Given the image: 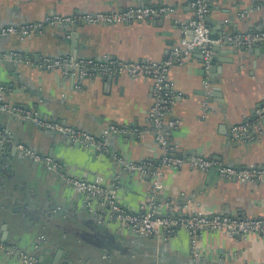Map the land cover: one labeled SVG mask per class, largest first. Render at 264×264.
Instances as JSON below:
<instances>
[{
    "label": "crops",
    "instance_id": "obj_1",
    "mask_svg": "<svg viewBox=\"0 0 264 264\" xmlns=\"http://www.w3.org/2000/svg\"><path fill=\"white\" fill-rule=\"evenodd\" d=\"M193 0H0V27L23 24L61 13L116 12L129 6L167 4L171 15L144 22L46 26L41 34L21 40L0 38V51L16 50L27 61L10 68L0 60V97L9 105L25 106L43 119L100 135L110 124L130 131L111 134L107 151L81 148L65 136L0 112V264H25L12 250L44 264H264V236L246 239L203 231L198 245L207 252L203 260L191 256L190 236L178 230L169 240L138 237L127 230L105 226L87 212L73 186L41 163L6 146L23 144L38 154L60 162L66 174L99 180L129 210L147 203L152 172H160L159 203H189L204 213L264 216V180L238 182L219 178L212 170L185 165L172 170L161 164V150L146 113L152 103L151 80L127 74L86 79L63 77L58 69L40 67L39 56L73 55L81 58H118L128 61H162L179 42L181 26L194 15ZM263 0H211L206 22L211 34L222 38L264 30ZM243 17H241V15ZM224 35V36H222ZM237 50L234 49V47ZM220 45L213 50L218 70L209 81L207 102L212 107L201 117L205 96L202 60L193 54L174 63L168 72L183 100L169 118L178 120L171 143L181 156L203 155L238 167L264 165V124L252 139H233V125L255 121L264 102V44L258 49ZM75 52L74 54L72 52ZM210 76V75H209ZM210 78V77H209ZM214 87L220 91L214 92ZM142 163L139 177L123 170L115 160ZM235 252L220 260V251Z\"/></svg>",
    "mask_w": 264,
    "mask_h": 264
},
{
    "label": "built area",
    "instance_id": "obj_2",
    "mask_svg": "<svg viewBox=\"0 0 264 264\" xmlns=\"http://www.w3.org/2000/svg\"><path fill=\"white\" fill-rule=\"evenodd\" d=\"M193 17L181 26L182 36L179 42L172 46L169 54L162 61H128L118 58L104 57L102 59L79 58L73 55L57 57L39 56L37 64L40 67L58 69L63 77L86 79L94 76H111L127 74L130 77H145L151 80L152 103L147 110L146 117L151 124V130L161 150V164L172 170L182 166L199 171L215 169L219 178L238 182H259L264 180V165H250L245 167L231 166L220 162L213 157L203 155L181 156L176 154V145L171 143V133L178 126V120L168 116L173 107L181 100L183 94L175 87L169 78L168 72L174 63H183L193 54H198L202 60V70L205 75V96L201 117L204 118L212 107L207 102L210 93L209 75L212 67L213 44L223 45L229 42L236 45L251 46L264 44V30L245 32L236 36H227L213 40L211 29L206 19L210 12L211 0H193ZM255 10H264V0L257 4ZM174 8L167 4H150L143 6H129L116 12H85L74 16L52 13L44 18L23 24H10L0 27V38L16 36L23 40L32 34H41L46 26H76L86 24H119L123 22H144L171 15ZM241 17L242 14H240ZM0 60L27 61L16 50L0 51ZM4 87L0 86V94ZM0 112L12 118L31 120L37 127L59 133L81 148L97 153L107 151L106 143L111 134H123L128 131L124 127L114 124L108 125L100 135L82 130L59 121L41 118L35 110L17 105H9L0 97ZM255 121L238 123L232 126L230 134L233 139L246 137L254 138L262 130L261 120L264 119V102L256 110ZM0 135L8 142L6 135L0 130ZM20 150L24 157L57 174L67 184L73 186L81 196L84 209L99 218L105 226L116 227L117 230H127L138 237H156L164 241L169 240L178 230H185L190 236L191 256L197 260L207 257L197 243V236L203 231L222 233L231 237L246 239L250 236H264V216L249 217L230 213H204L193 209L189 203L174 204L169 201L159 203L156 193L163 187L160 181V172H152L151 185L147 203L137 210H129L115 197L112 191L103 186L99 180H87L74 177L64 172L60 162L49 155L38 154L23 144L12 145ZM118 165L130 174L141 177L146 173L142 163L115 157ZM1 246V245H0ZM220 260L234 257L235 252L221 250ZM12 254L21 257L25 264H44L25 253L12 250Z\"/></svg>",
    "mask_w": 264,
    "mask_h": 264
},
{
    "label": "water",
    "instance_id": "obj_3",
    "mask_svg": "<svg viewBox=\"0 0 264 264\" xmlns=\"http://www.w3.org/2000/svg\"><path fill=\"white\" fill-rule=\"evenodd\" d=\"M211 36V38L213 39V40H216L217 39V36H215V35H210ZM222 36H224V35H222ZM224 37H226V36H224ZM233 44L232 43H229V42H225L224 44H223V46H232ZM219 44H213V50H218L219 49ZM246 46H241V48L242 49H244ZM249 47H252L253 49H258L259 47H260V44H258V43H255V44H252L251 46H249ZM234 49L235 50H237V46H236V48L234 47ZM73 54L75 53L74 51L72 52ZM3 62H5V64L8 66V68H10V65H12V66H15V64H14V62L12 61V60H3ZM215 62H216V59H215V57L214 56H212V59H211V64H212V67H211V69H210V78H209V81H211V82H214V80H213V78H212V76L214 75V73L218 70V67L215 65ZM202 72H203V70H202ZM220 90L217 88V87H214V90L212 91V94H211V96L212 95H216V93H214V92H219ZM259 108V107H258ZM257 108V109H258ZM254 118H257V115H256V113L254 114V116H253ZM261 122L264 124V119H262L261 120ZM9 139V138H8ZM6 151H9V150H12V151H15L16 150V147L15 146H11V147H8V146H6V148H4ZM210 170H212V171H214L215 172V169H210ZM98 219V221H99V218H97ZM100 222V221H99ZM101 225H102V223H101ZM40 261H42V259L40 258ZM53 264H57L56 263V259H55V261L53 262Z\"/></svg>",
    "mask_w": 264,
    "mask_h": 264
}]
</instances>
